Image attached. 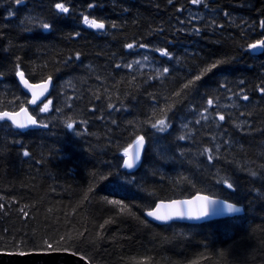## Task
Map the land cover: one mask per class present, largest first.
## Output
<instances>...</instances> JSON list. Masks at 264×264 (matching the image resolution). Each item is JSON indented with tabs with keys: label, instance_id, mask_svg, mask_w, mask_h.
Listing matches in <instances>:
<instances>
[{
	"label": "trees",
	"instance_id": "1",
	"mask_svg": "<svg viewBox=\"0 0 264 264\" xmlns=\"http://www.w3.org/2000/svg\"><path fill=\"white\" fill-rule=\"evenodd\" d=\"M262 40L264 0H0V112L28 104L17 71L53 81L29 108L46 127L0 120V252L264 264V48L249 47ZM186 108L199 115L184 121ZM139 136L146 147L128 173L124 150ZM198 193L244 213L195 225L144 215Z\"/></svg>",
	"mask_w": 264,
	"mask_h": 264
},
{
	"label": "water",
	"instance_id": "2",
	"mask_svg": "<svg viewBox=\"0 0 264 264\" xmlns=\"http://www.w3.org/2000/svg\"><path fill=\"white\" fill-rule=\"evenodd\" d=\"M257 49H258V47L255 48L254 50L257 51ZM16 79H17V82H18L19 86L21 87V89L26 94H28L30 106H36V105L42 103L43 101H45V99L48 97L50 90H51V87L53 85L52 80L50 78L47 79V81L42 82V83H31L24 77V79L27 80L29 85L34 86L33 88L29 89L28 87H26L24 85V83L21 81V79L18 75H16ZM45 84L47 85V91H43V89L41 87H35L37 85H45ZM42 91H43V95H40V93ZM34 94L39 97L35 104L31 103ZM22 109L24 111H21ZM4 112H9V111H4ZM0 113H3V112H0ZM9 113L12 114L13 116H16V118L19 120H24L26 118V115L32 116L27 107H23L17 111L9 112ZM17 114H19V115H17ZM3 119H5L7 122H9L10 124H12L13 126L16 127V125H14L11 122V120L8 119V117H4ZM33 119H35V118L33 117ZM42 127L43 126L37 122L36 125H29L27 128H25L23 130H21V129H19V130L26 131L29 129H39ZM135 145H136V141L131 145L133 151H135ZM144 149H145V140H144V145L140 150L141 151V159H142ZM141 159L138 163H136L134 165V167L132 169H127L124 166H123V168L129 172H134L135 170H137L138 166L140 165ZM198 196H206V197H209L211 200L216 201V203L211 206L210 214L207 217H201L199 219H197V218H191L190 219L188 217L173 216V218L171 220L161 221V220L155 219L154 216H148V212L145 213V217L150 222H153V223L159 224V225H167V224H170L172 222L202 224L204 222H208V221H212V220L241 216L244 213L242 206L236 205L234 203H231V204H233L236 207H239L241 209V211L229 213L227 211L226 205L229 204L230 202L225 201V200L220 199V198H213V197L203 195V194H195L189 198H179V199H173V200H168V201H161V202H158L157 205L161 206V208L159 209V211L161 213H163L165 211H172L175 208L187 209V208L191 207L193 210H196L200 206V204L203 203L202 201H199L196 199V197H198ZM173 201H192V204L191 205H172ZM157 205L152 210L153 212L157 211ZM164 206H171V207L165 208ZM0 264H90V263L85 258H83L82 256H79V255L71 253V252L39 251V252H27V253L0 252Z\"/></svg>",
	"mask_w": 264,
	"mask_h": 264
},
{
	"label": "snow or ice",
	"instance_id": "3",
	"mask_svg": "<svg viewBox=\"0 0 264 264\" xmlns=\"http://www.w3.org/2000/svg\"><path fill=\"white\" fill-rule=\"evenodd\" d=\"M20 2H21V0H16L17 4H19ZM199 2H200V0H193V3H195V4H198ZM56 8L59 9L60 12H62V13H68L69 12V8L65 7L64 4H62V3H57ZM83 23L85 25L89 26L90 28H93V29L102 30L105 28V24L103 22H98L97 19H89L88 16H84ZM42 27L44 29H48L50 27V25L47 23H44L42 25ZM258 46L264 48V40L257 41L256 44H252L249 47L252 49H255ZM127 47L129 49H131V48H133V45L128 44ZM158 51H160L162 55H168V53L164 50H158ZM219 63H220V61H217L216 64L212 65V67H215ZM168 71H169L168 68L163 69V73H167ZM160 74H162V73H160ZM17 75L20 77L21 81L24 83V85L26 87H28L29 89L34 87L33 85H29L27 80L24 79V73L23 72H18ZM196 79L198 80V79H200V77L197 76ZM190 83H191V81H190ZM35 87H41L43 89V91H47V85L46 84L45 85H37ZM185 87H187V85H185ZM43 91L40 93V95H43ZM38 98L39 97L34 94L31 103L35 104ZM245 99H247V97H245ZM50 103H51V101H49V103H45L43 105V107L39 109V111L40 112H47L49 110V104ZM208 103L212 104V101L209 100ZM21 111H24V110L22 109ZM17 115H19V114H17ZM4 117H8V119H10L11 122L14 125H16V127L18 129H21V130L27 128L29 125H36L37 124V121L35 119H33L32 116L26 115V118L24 120H19L16 118V116H13L9 112L0 113V120H3ZM220 119L223 120L224 117L221 116ZM44 126L46 127L47 125H44ZM157 126H159V128H158L159 131H161V132L165 131L166 125H165V121L163 119L157 120L156 123L152 125L153 128H157ZM67 127L72 128L73 124L69 122L67 124ZM181 139H183V137H181ZM143 145H144V137L139 136V137H137V140H136L135 151L132 150V146H129L128 148H126L124 150V155L126 158L123 160V166L125 168L132 169L134 167V165L140 161V159H141V151L140 150L143 147ZM28 154H29L28 152H24L25 156H27ZM209 159L211 160L212 157L209 156ZM224 183L227 184L228 188L233 187V185L231 183H228L227 181H224ZM196 199L203 202L200 204V206L196 210H193L191 207H189L187 209L175 208L172 211H165V212L161 213L159 211L161 206L157 205V211H155V212L149 211L148 216H154L155 219L161 220V221L171 220L173 218V216L188 217L190 219L191 218L199 219L201 217H207L210 214L211 206L214 205L216 203V201L211 200L209 197H206V196H198V197H196ZM110 203H119V202L118 201H110ZM191 204H192V201H173L172 202V205H191ZM164 207L168 208L171 206H164ZM226 208H227V211L229 213L241 211V209L239 207H236L231 203L227 204ZM122 211H123V208H122Z\"/></svg>",
	"mask_w": 264,
	"mask_h": 264
},
{
	"label": "rangeland",
	"instance_id": "4",
	"mask_svg": "<svg viewBox=\"0 0 264 264\" xmlns=\"http://www.w3.org/2000/svg\"><path fill=\"white\" fill-rule=\"evenodd\" d=\"M184 113H185V116H182V117H183V120L186 121V122H189V120H191L192 118H195L197 115H199L198 113H195L194 110L189 109V108H186L184 110ZM158 143H159L158 141L153 142V144H154V151L155 152H160V150H161V149H159V147H157V144Z\"/></svg>",
	"mask_w": 264,
	"mask_h": 264
},
{
	"label": "bare ground",
	"instance_id": "5",
	"mask_svg": "<svg viewBox=\"0 0 264 264\" xmlns=\"http://www.w3.org/2000/svg\"><path fill=\"white\" fill-rule=\"evenodd\" d=\"M252 51V50H251ZM253 52V51H252ZM47 79H49V78H47ZM47 79H45V80H43V81H40V82H35V83H42V82H45V81H47ZM51 79V78H50ZM52 80V79H51ZM52 83H53V81H52ZM52 88H53V85H52V87H51V90H50V93H51V91H52ZM50 93H49V95H48V97L50 96ZM48 97L45 99V101H47L48 100ZM44 103V102H43ZM126 158V157H125ZM124 158V159H125ZM122 170H124V171H126V172H129V171H127V170H125L124 168H123V164H122ZM201 194H203V193H201ZM203 195H206V194H203ZM207 196H209V195H207ZM210 197H212V196H210ZM213 198H218V197H213ZM220 199H222V198H220ZM224 200V199H223ZM226 201V200H225ZM158 202H161V201H157L156 203H155V205L151 208V209H149V210H147V211H145L144 212V215H145V213L146 212H149V211H152L154 208H155V206L157 205V203ZM231 203V202H230ZM179 223H181V222H179Z\"/></svg>",
	"mask_w": 264,
	"mask_h": 264
}]
</instances>
